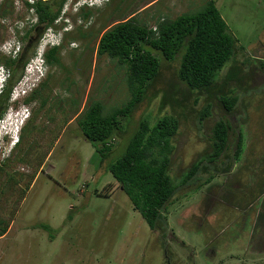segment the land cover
<instances>
[{
  "label": "rangeland",
  "instance_id": "374dc122",
  "mask_svg": "<svg viewBox=\"0 0 264 264\" xmlns=\"http://www.w3.org/2000/svg\"><path fill=\"white\" fill-rule=\"evenodd\" d=\"M96 1L100 4L82 7L91 10L83 19L79 13L85 0H67L63 17L44 31L28 59L42 61L43 74L34 79L32 73L27 85L20 78L13 88L16 101L0 121V221L6 224L0 235V264H264V241L253 236L260 223L259 205L251 209L243 228L245 213L231 203L233 190L248 192L259 179L257 171L264 170L260 127L264 120L259 112L264 107V0H215L237 49L214 90H188L176 77V55L163 63L155 85L167 90L176 103L161 107L159 96L143 101L125 130L114 136L106 165L122 153L141 117L148 116L153 123L163 114H178L170 168L177 189L155 230L133 209L111 173L99 168L100 155L81 136L76 119L91 100H100L106 112L130 96L125 66L97 54L105 30L132 16L153 26L160 16L196 11L206 0ZM0 8L7 10H0V56H7L14 44L21 48L27 43L20 36L35 18L23 0H0ZM31 35L32 45L37 35ZM46 43L59 46V63L36 57L39 45L44 52L50 48ZM232 65H238L240 73L227 81L224 73ZM23 74L28 76L24 69ZM34 90L40 96L25 103ZM224 93L238 96L232 111L220 100ZM207 103L211 115L200 122L199 113ZM222 117L231 125L232 147L237 132L244 129L241 159L228 171L227 157L202 161L194 177L181 184L191 162L209 150L211 129ZM3 132L11 136L1 139Z\"/></svg>",
  "mask_w": 264,
  "mask_h": 264
},
{
  "label": "trees",
  "instance_id": "16d2710c",
  "mask_svg": "<svg viewBox=\"0 0 264 264\" xmlns=\"http://www.w3.org/2000/svg\"><path fill=\"white\" fill-rule=\"evenodd\" d=\"M66 2L67 0H34L32 3L23 1L35 21L25 28L20 36V39H26L27 43L15 56L12 54L0 56V64L8 72V78L0 92V120L11 103L13 87L21 78L31 53L35 52L34 44L45 30L63 17L61 14ZM0 10L2 13L7 12L6 9ZM90 14L91 10L84 8H81L79 13L83 19H88ZM64 26L65 24L62 27ZM15 31L19 30L15 28ZM31 32L37 35L32 45ZM83 35L80 33V36ZM236 42L234 35L229 33L215 0H206L200 9L182 12L174 18L160 16L153 26L132 16L113 24L99 37L97 54H106L125 66L124 80L130 96L106 112H103L104 106L100 100H91L79 113L76 122L81 136L90 142L100 155L99 168L111 173L133 209L139 212L151 230H155L157 223L164 218L162 210L177 189L170 168L174 152L172 140L177 134L180 119L178 114L173 113L163 114L153 123L148 116L141 117L129 133L122 153L106 165L104 159L109 154L114 136L125 130L128 120L143 101H151L159 96L161 107L168 103L170 105L176 103L167 90L155 87L163 63L173 61L178 55L179 64L175 71L177 79L190 91L211 92L216 86L221 70L233 60L237 49ZM58 52L59 46L53 45L44 52V59L49 64L59 63ZM239 73L240 67L232 65L227 68L224 76L227 81H231L237 79ZM45 84L44 81L42 86L46 87ZM39 96L38 90H34L23 101L30 103ZM248 99L247 104L250 102ZM220 100L227 111H232L238 96L224 93L220 95ZM44 103L45 100H42L41 104ZM246 109V115H249L248 108ZM259 112L261 119L264 120V107ZM210 115V104L207 103L200 111L198 119L201 122ZM260 127L264 135V125ZM231 131V125L225 118H219L214 122L206 147L209 150L200 153L199 158L191 162L188 171L180 180L181 184L194 177L202 161L213 163L219 157H227L230 159L225 167L228 171L241 159L245 147L244 129L241 128L237 132L233 147L229 139ZM262 159L264 160V156ZM256 174L259 179H255V185L248 191L249 193L243 191L241 194L242 191L233 190L231 203L235 202L233 207H238L240 212L245 213L242 220L243 228L248 226L251 209L256 204L259 205L261 210L258 212L257 220H260L261 224L258 222V225L254 226L253 236L259 235L264 241V170L260 169ZM212 177L213 174H210L208 179ZM71 217L69 214L67 219ZM41 227L51 229L47 224ZM5 230L6 224L0 221V235Z\"/></svg>",
  "mask_w": 264,
  "mask_h": 264
},
{
  "label": "clouds",
  "instance_id": "9594fccd",
  "mask_svg": "<svg viewBox=\"0 0 264 264\" xmlns=\"http://www.w3.org/2000/svg\"><path fill=\"white\" fill-rule=\"evenodd\" d=\"M23 1H27V2H30V3H32L34 0H23ZM98 1H101V2H104L105 0H98ZM89 3V4H88ZM96 3H98L96 0H93V2H87L86 0H85V2H83L82 3V5H81V7L80 8H82V7H86L87 5H99L100 3H98V4H96ZM87 8V7H86ZM63 14V13H62ZM55 23H59V20L58 21H56ZM65 27V26H64ZM64 27H61L62 29H64ZM47 45H49L50 47L51 46H53L52 44H48V43H46ZM42 48V46L40 47V45L38 46V48H37V55H36V57L37 58H39L40 60H41V58L42 57H44L43 56V54H44V51H43V49L40 51V49ZM19 49H20V47L19 46H16V44H14L13 46H11V48H10V53L9 54H12V56H15V54L19 51ZM28 65H31V70L30 71H27L26 70V68L28 67ZM42 65H43V63H42V61H40V62H33V59H30V61H28V62H26V64H25V66H24V73L26 72L27 73V77L23 74L22 75V77H21V80H23V79H26L25 80V85H27V83H28V80L30 79V75H32V73H33V75H35L33 78L35 79V78H37L38 79V77L39 76H41L42 74H43V71H41V69H43L42 68ZM7 78H8V72H7V70L3 67V68H1L0 69V92H1V90H2V88H3V86H4V84H5V82H6V80H7ZM20 80V79H19ZM18 82H20V81H18ZM17 82V83H18ZM14 88V87H13ZM12 91L13 92H11V95H10V102L11 103H13V102H15L16 101V97L13 95L14 94V90L12 89ZM26 92V91H25ZM17 112H18V110H17ZM17 116L18 115H16V121H18L17 120ZM3 118V117H2ZM27 118H28V116L27 115H25L24 116V119H26L27 120ZM1 121V120H0ZM15 121V122H16ZM14 122V123H15ZM21 123V122H20ZM22 124H23V122H22ZM1 135V134H0ZM5 135H10L11 136V134L10 133H8V132H3V135L1 136V139H4V138H6V136ZM17 141H15V143H16Z\"/></svg>",
  "mask_w": 264,
  "mask_h": 264
},
{
  "label": "built area",
  "instance_id": "2783aa9c",
  "mask_svg": "<svg viewBox=\"0 0 264 264\" xmlns=\"http://www.w3.org/2000/svg\"><path fill=\"white\" fill-rule=\"evenodd\" d=\"M40 51H41V49H40ZM26 70L27 71H30L31 70V65H28V67L26 68ZM41 71H42V69H41Z\"/></svg>",
  "mask_w": 264,
  "mask_h": 264
},
{
  "label": "flooded vegetation",
  "instance_id": "af4514ba",
  "mask_svg": "<svg viewBox=\"0 0 264 264\" xmlns=\"http://www.w3.org/2000/svg\"><path fill=\"white\" fill-rule=\"evenodd\" d=\"M1 9V8H0ZM86 9H89V7H87Z\"/></svg>",
  "mask_w": 264,
  "mask_h": 264
}]
</instances>
